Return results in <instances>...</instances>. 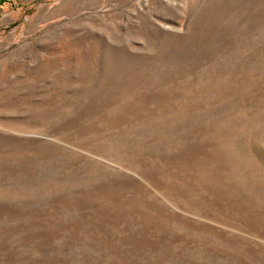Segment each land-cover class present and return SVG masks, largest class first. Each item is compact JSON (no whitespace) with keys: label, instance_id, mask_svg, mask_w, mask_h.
Returning a JSON list of instances; mask_svg holds the SVG:
<instances>
[{"label":"rangeland","instance_id":"374dc122","mask_svg":"<svg viewBox=\"0 0 264 264\" xmlns=\"http://www.w3.org/2000/svg\"><path fill=\"white\" fill-rule=\"evenodd\" d=\"M0 3V264H264V0Z\"/></svg>","mask_w":264,"mask_h":264},{"label":"trees","instance_id":"16d2710c","mask_svg":"<svg viewBox=\"0 0 264 264\" xmlns=\"http://www.w3.org/2000/svg\"><path fill=\"white\" fill-rule=\"evenodd\" d=\"M0 5H2V3H0Z\"/></svg>","mask_w":264,"mask_h":264}]
</instances>
